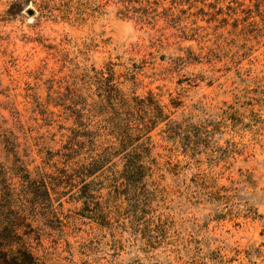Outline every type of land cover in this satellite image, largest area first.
Listing matches in <instances>:
<instances>
[{
	"label": "rangeland",
	"instance_id": "374dc122",
	"mask_svg": "<svg viewBox=\"0 0 264 264\" xmlns=\"http://www.w3.org/2000/svg\"><path fill=\"white\" fill-rule=\"evenodd\" d=\"M110 84L153 99L121 146ZM0 165L58 174L48 264H264V0H0Z\"/></svg>",
	"mask_w": 264,
	"mask_h": 264
},
{
	"label": "trees",
	"instance_id": "16d2710c",
	"mask_svg": "<svg viewBox=\"0 0 264 264\" xmlns=\"http://www.w3.org/2000/svg\"><path fill=\"white\" fill-rule=\"evenodd\" d=\"M109 86L115 101L109 110L116 116V120L111 122V130L121 146L135 141L140 132L139 124L128 125L123 120V116L130 115L135 100L136 103L134 104L148 106L149 104L153 105V99L149 96L146 99L134 97L129 100L113 84ZM155 110L156 112L151 115L153 119L149 120L148 124L154 125L167 119L159 106H155ZM72 146L73 143L70 146L69 154L66 156L74 152ZM77 146L78 144H76ZM112 148L108 147V150L106 149L96 158H92L86 166L81 165L72 169L71 173L62 169L60 171V183L64 184V187H69L71 191L78 190L75 194L80 201L84 200L85 195H88L87 189L92 184L91 181L87 182V180L102 168L109 156L115 154ZM132 154L126 153L123 156L125 170H129L130 173L136 171V169L133 170L136 163L133 162ZM138 167L140 170L144 169L141 164ZM14 170L20 171V176H18L19 190L11 184L10 177H8L9 169L0 165V264H48L45 255H38L35 252L36 247H41L42 230L34 225L40 219L47 220L50 214H53L49 190L54 191L55 188H58V174L52 178V176L40 173L33 178L20 166ZM78 187L80 188L78 189ZM33 243L37 246L34 247Z\"/></svg>",
	"mask_w": 264,
	"mask_h": 264
},
{
	"label": "water",
	"instance_id": "95a60500",
	"mask_svg": "<svg viewBox=\"0 0 264 264\" xmlns=\"http://www.w3.org/2000/svg\"><path fill=\"white\" fill-rule=\"evenodd\" d=\"M28 14H29V15H31V14H32V12L29 10V11H28Z\"/></svg>",
	"mask_w": 264,
	"mask_h": 264
}]
</instances>
